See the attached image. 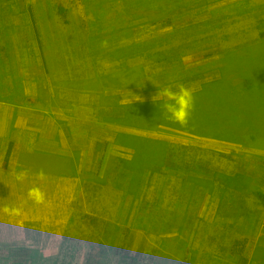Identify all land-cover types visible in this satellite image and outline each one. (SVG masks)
<instances>
[{"label": "rangeland", "instance_id": "374dc122", "mask_svg": "<svg viewBox=\"0 0 264 264\" xmlns=\"http://www.w3.org/2000/svg\"><path fill=\"white\" fill-rule=\"evenodd\" d=\"M49 1L69 8L75 5L73 8L76 10L72 11L75 12V18H71V22L82 33L76 36L77 39L87 38L96 28H91L94 21L92 13L96 16L103 14L99 19L100 26L111 29L113 26H125L129 19L134 23L141 21L139 15H147L148 11L152 14L151 9L155 4L146 6L143 1L129 11L125 0H7L0 3V81L8 85L12 78L15 81L20 79L25 93L35 97L31 105L27 102H0V179L8 175L16 177L13 185L15 198L11 201L16 214L13 223H7L8 230L5 228L7 217L0 212V264H121L123 259L133 264L132 258H136L139 264L149 262L152 258L157 264H236L235 257L228 256L229 241L233 237L247 238L245 254L248 264H264V204L252 193V189L264 192V135H247L241 142L238 138H212L180 128L172 118L164 119V122L157 116L141 120L124 114V109L118 113L116 110L98 111L99 99L109 105L116 102L127 104L151 101L156 95L158 99H167L163 95L166 89L173 92L180 88L189 92L198 89L202 79L182 80L181 69L187 71L192 68L198 75L203 74L204 70L209 72L206 64L218 59L220 54L217 50L226 46L230 50L228 54L232 55V68H239V74H247L250 82L264 81V44L260 50L246 52L252 32L255 35V30H250L251 15L236 14L235 9L215 14L210 12L212 8L233 0H191L193 4L186 0L187 6L180 2L171 13V26L162 24L160 20L150 24L142 23L133 26L131 36L140 40L174 32L171 36L175 39L187 37L184 38L188 50L185 59L209 51L212 55L185 64L179 70H155L152 77L143 67H138L141 60L132 59L130 66L143 73L141 81L134 84L125 82L119 88H109L104 87L94 71L89 54L80 58L79 53L71 55L73 67H85L88 70L86 79L74 82L73 75L78 70H67L70 79L64 89L61 84L54 83L58 77L43 71L35 35L26 12L29 4L47 8ZM255 1L264 3V0ZM166 4L163 1L161 5ZM222 14L228 15L226 22L208 30L212 20ZM206 20H211V24H202ZM212 32H217L216 42L204 41L200 47H189L192 37H198L200 33L211 36ZM103 34L109 38L110 43L117 41L118 37L122 38L119 32ZM106 45L109 47V44ZM61 54H57L58 57ZM76 78L80 79L79 76ZM73 82L74 87L71 85ZM4 90L0 86V101L6 93ZM215 93L213 102L218 105L216 109L213 103L212 106L201 107L191 103L188 117L194 119L197 116L198 121L201 117L207 121L215 119L225 126L230 119L228 116H232L230 120L233 121L241 110H248L254 115V120L258 117L256 124L264 133V91L253 96L254 99L246 98L248 92L237 93L235 97H231L232 93L225 94L227 99L223 105L219 103L224 94L220 90ZM103 94L114 97L109 99ZM18 101L22 102V98ZM11 111L26 114L32 125L30 137L24 133L6 136L12 124H7L4 118ZM166 114L172 116L170 112ZM199 126L201 129L204 127L201 123ZM124 132L165 140L179 145L181 150L186 148V152L198 161L202 159V162L207 163L208 171H215L218 166L219 170L240 173L247 183V190L243 192L235 188L225 194L220 190L222 187L214 185L213 188L205 184V181L200 183L199 192L195 191L191 195L186 189H181L177 197H182L181 201L187 196L191 197L192 202L186 207L187 215L192 216L195 227L200 228L196 230L197 242L193 241L195 245L191 249L190 230L184 228L180 232L179 223L173 224L170 227L172 230L168 231L151 226L150 223L146 228L135 224L131 226L125 218L129 211L133 213L136 209L135 201H132L136 191L128 193L121 186L123 184L115 182L113 172L103 178V172L112 158H128L132 154L130 142L120 136ZM222 132L226 131L222 129ZM10 142L11 153L4 166V148H8ZM168 179L171 176L163 172H156L150 179L145 178L144 193L139 194L153 202L148 205V210L154 213L159 211L160 214L168 211L156 204L160 201H157L160 195L167 202L168 197H174L178 192L174 191ZM216 179L221 183L224 180L217 176ZM33 189L38 190V195L29 194ZM210 189L214 192H210ZM3 191L6 188L0 183V209L5 211ZM18 193L25 197L19 199ZM236 211L249 212V216L238 214L234 218L233 213ZM177 222L180 220L177 219ZM175 235L184 237V243L169 239ZM168 239L172 241L165 242ZM195 248L198 250L195 251ZM220 253L223 258L219 259ZM185 256L187 259H184Z\"/></svg>", "mask_w": 264, "mask_h": 264}, {"label": "trees", "instance_id": "16d2710c", "mask_svg": "<svg viewBox=\"0 0 264 264\" xmlns=\"http://www.w3.org/2000/svg\"><path fill=\"white\" fill-rule=\"evenodd\" d=\"M5 1L7 0H0V3ZM143 1L147 4H145L146 6L151 3H155L153 5L154 8L151 9L152 14H149L148 11L146 12L147 15H139L141 21L134 23L129 19L128 24L125 26H113L111 27L112 30L108 29V27L100 26V16H103V14L96 16L95 13H92V17L94 16V21L91 23V28L94 26H96V28L92 30V33L89 34L87 38H78L80 41H78L76 36L78 34L82 35V33L79 31L80 29H78L71 22V18H75V12H72L73 10H76L73 8L75 5L69 8L58 2L54 3L50 1L47 4V8L38 7L35 4L27 5L26 12L35 35L44 73L52 77H58L59 79L54 81V83L61 84V87L64 89L67 88V81L70 79V73L68 72L69 70H78L77 74L73 75V77H75L74 82L77 80L82 82L84 78L86 79L85 76L88 73V70L81 66L73 67L71 55L75 56V54L80 53L79 57L85 58L87 53L92 58L94 71L100 77V81L102 84H104V87L119 88L125 82L134 84L138 81H141L140 77L142 78L143 73L141 70L133 69L130 66V61L132 59L138 61L141 60V63L138 67L140 68L141 66V69L143 67L145 71H148L149 76L152 77L155 70H179L185 64L195 62L212 55V53L209 51L193 55L192 57L185 59L188 54V50L185 47L187 45L184 43V38L187 37H179L178 39H175L176 37L173 38L171 36L174 34V32H168L163 35H156L154 37L152 36L140 40L134 39L130 34L134 25H141L142 23L150 24L160 20L162 24L171 26L173 21V17H171L173 15H171V13H173L174 7L180 5V2L187 6L186 0H125V3L128 4L129 11H132L134 6L142 3ZM163 1L167 2L168 4L162 6L161 4H163ZM197 1L200 0H194V2ZM188 2L193 4L191 0ZM159 3L161 6L158 5ZM84 7L87 14V5ZM161 7H166V9H162ZM226 9H235L236 14L247 13V15H251L250 30H255V35L253 36L252 32V37L246 46V52L249 53L248 51H253L255 49L260 50V47L264 44V3L256 2L255 0H233L228 3L221 4L217 8H212L210 12L213 14L222 13ZM227 18L228 15L222 14L220 17H215L212 20L213 22L210 20L212 25L208 28V30H213L222 26L226 22ZM210 21H202V24L209 25L211 24ZM206 30L207 29L202 30L201 32L203 33ZM116 32H119V35H121L122 38L118 37L117 41L113 43H110L109 38L103 34L108 33L110 35L111 33ZM202 33H200V36L192 37L190 39L191 45L189 47H200V45L205 43L204 41L216 42L215 37L217 36V32H212L211 36L201 35ZM106 44H109V47ZM235 47L240 48L238 45ZM60 50L62 51L57 53L55 52ZM228 50L229 48L227 46L222 47L221 50H217V53L220 54V57L206 64V66H208L207 71L209 72L204 70L203 74L198 75L194 73L192 68L190 70L188 69L187 71H182L181 69L182 80L184 79L185 81H189L195 78L202 79L200 81V87L190 92L192 97L191 103H195L200 107L205 105L210 106L213 103V108L216 109L218 105L213 102L215 99L214 97L216 96V90H220L221 93L224 94L223 100L220 101L219 105H223V103H225V99H227L225 94L232 93L231 97H235L237 93L243 94L248 92L249 95L246 98L254 99L253 96H256L258 93L264 91V81L257 83L254 81L250 82L249 79H247V74H239L237 71L239 68H232L230 66L232 55L230 53L228 54ZM57 54H61L60 57H58ZM57 59H61V61ZM78 76L80 79L76 78ZM207 76H209V78L205 79ZM237 76L239 77L238 79ZM174 80L176 81L177 79L175 78ZM74 82L71 84L73 87L75 86ZM2 85L5 87V89L10 90L11 95H18L21 92L19 88L20 84H18V82L14 79H11L10 84ZM18 89L20 92H18ZM103 96L109 99L114 97L113 95L105 96L104 94ZM29 99L30 103L32 104L34 102L33 98ZM167 101L168 100L166 98H162L158 99L157 103H154L151 100L127 104L116 102L113 105H109L108 102L99 99L98 105L100 110L98 111L105 110V112H107L108 110V112H112L116 110L118 113L124 109V114L133 115L137 118H140L141 120L152 117L154 118L155 116L160 117L161 121L171 118L172 120H176L173 116L166 114L168 112L165 108ZM168 116L170 118H168ZM228 117L231 119L232 116ZM253 117L254 115H251L250 111L241 110L240 113H237L234 116L235 121L228 119V124L225 126L221 125L217 121H214L215 119H210V121H207L201 117L200 121H198L199 117L197 116H195L194 119L193 117H188L187 122L183 124L176 120V126L201 136H209L212 138L227 140H236L235 138H238V141L241 142L247 135H250L251 137H253V134L257 136L264 135V133L261 132L262 129L257 126L258 124H256L258 117L255 120ZM194 122H197V124H194ZM233 122L236 124H233ZM200 123L202 126L204 125L202 129L199 126ZM222 129H224L226 132L223 133ZM120 136L124 137L127 139L126 141L130 142L132 154L128 158H112L103 172V178L108 177L110 173L113 172L112 177L115 179V182H119L120 185L123 184L121 186L125 188L128 193H132V190H134V193L136 191L135 195L132 197V201H135L134 206L136 209L133 213H130L129 211L125 218L126 223L131 226L135 224L138 227L146 228V226H148L150 223L151 226H157L164 231H168L172 230L170 227L173 224L179 223L180 232H182L184 228H188L190 230L189 238L192 240L190 242L191 249L195 245L193 241L197 242L196 230H199L200 228L197 229L195 227L196 223L193 222L192 216L187 215L186 207L192 202L191 197L187 196L184 201H181L182 197H177V194H179L181 189H186L191 195L195 191L199 192L200 183L205 181V184L211 185L213 188L214 185L222 187L220 190L225 194L228 192L231 193L235 188H238V190L243 192L244 190H247V183L243 180L240 173L219 170L218 166L214 169L215 171H208V169H206L208 167L206 166L207 163L202 162V159L198 161L197 158H194L193 155L186 152V148L181 150L179 145L172 144L161 139H154L151 137L130 134L126 132L121 133ZM242 136L243 138L241 139L240 137ZM11 145L12 143L10 142L8 144L7 153L4 158V166L7 165V161L11 153ZM210 167L211 166H209V168ZM156 172H163L166 173L167 176H171V179L168 180L172 182V188L174 191H178L173 195L174 197H168L167 202H164V198H162V195H160L157 200L160 201L156 204H158L161 209L168 210L162 212V214H160L159 211L154 213L148 210V205L150 206L153 202L150 199L147 200L140 196V194L144 193L143 190L146 186L145 178H152ZM216 176L224 179L222 182L223 184L219 181V183L217 182ZM173 178L174 180L172 181ZM148 186L149 184H147V187ZM252 191L259 202L264 204V192L260 189H252ZM210 192L214 191L210 189ZM182 207V210H177ZM233 214L234 218H236L238 214H240V216H247L249 212L236 211ZM189 216L191 219L188 218ZM177 219H179L180 222H177ZM200 219L201 218H199V220ZM192 229H194V231ZM171 238L175 239L178 243H184L185 241L184 237H180L179 235L169 237V239ZM169 239L165 240V242L168 241V243H170L169 241L172 240ZM229 242L228 256L230 258L235 257L236 264H248V258L245 254L247 238L233 237ZM207 246L209 248V245ZM163 249H165V247ZM210 249L213 250L212 247H210ZM196 250H198V248H195V251ZM218 257L219 259L220 257L223 258L221 253ZM132 259L133 264H139L136 258ZM184 259H187V257L185 256ZM219 259L217 258L218 261ZM124 260L126 259H123L121 264H131ZM144 264H157V262L154 258H152V260L150 259L149 262ZM216 264H219V262Z\"/></svg>", "mask_w": 264, "mask_h": 264}, {"label": "crops", "instance_id": "0c3cea01", "mask_svg": "<svg viewBox=\"0 0 264 264\" xmlns=\"http://www.w3.org/2000/svg\"><path fill=\"white\" fill-rule=\"evenodd\" d=\"M17 82H18V84H20L19 88H20L21 92L18 89V92H20V94L11 95L10 94V90L5 89V87L2 85L3 82L0 81V86L3 87L6 90V93H5L4 97H2L0 102L1 103H5L6 102V103H11V104H14V103H26L27 102L28 104L31 105L29 98H33V100L35 101V97L27 95V93H25L24 86H23V84L20 83V79ZM5 90H4V92H5ZM20 98H22V102L18 101ZM25 115L24 114H20V113H13L11 111L10 114L8 113L5 116V118H4L5 122L7 124H9L8 122H11V124H12V125L9 126V129L7 131L8 133H7L6 136L11 135V134L14 135V134H22V133H24L26 135L29 134V137H30V130L32 129V125L30 124V121H28V118H26ZM4 150H5L4 151V158H5V155L7 153V148L5 147ZM21 180H22V177H20L19 181H21ZM38 180H40V179H38ZM0 183L3 184V188L4 187L6 188V191L5 192L3 191V193H2V199H5V201H6V204H5L6 208H5V211H2L0 209V212L2 214H4L5 217H7L6 218V220H7L6 221V226L5 225L4 226L8 230L9 226H7V223L10 222V224H12L13 223L12 220H14V216L16 214L15 213V206H14L13 202H11L15 198V195H14L15 193H13V189H14L13 185H14V183H16V177L15 176H11V175L2 177L0 179ZM18 196H19V199L21 197H23V198L25 197V196H23V195H21L19 193H18ZM26 196H27L26 198H28V195H26ZM28 221L30 222V217L29 216H28Z\"/></svg>", "mask_w": 264, "mask_h": 264}, {"label": "clouds", "instance_id": "9594fccd", "mask_svg": "<svg viewBox=\"0 0 264 264\" xmlns=\"http://www.w3.org/2000/svg\"><path fill=\"white\" fill-rule=\"evenodd\" d=\"M163 95L166 96L168 100V103L165 104L166 110L170 112L178 122L182 124L186 123L192 102L191 93L185 88H180L177 92L166 89ZM157 100L158 95L152 97L154 103H157ZM29 194L38 195V190L33 189ZM180 264H184V262H180Z\"/></svg>", "mask_w": 264, "mask_h": 264}]
</instances>
